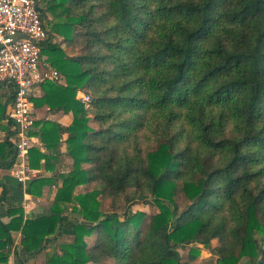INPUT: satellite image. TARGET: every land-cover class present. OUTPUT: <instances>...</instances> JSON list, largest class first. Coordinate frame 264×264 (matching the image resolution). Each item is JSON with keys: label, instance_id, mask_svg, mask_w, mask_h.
Masks as SVG:
<instances>
[{"label": "trees", "instance_id": "obj_1", "mask_svg": "<svg viewBox=\"0 0 264 264\" xmlns=\"http://www.w3.org/2000/svg\"><path fill=\"white\" fill-rule=\"evenodd\" d=\"M45 5L41 15L52 20L43 53L62 79L43 82L44 94L32 100L73 120L67 127L35 122L31 134L46 151L30 147V167L54 173L30 179L26 189L36 197L45 186L58 189L49 212L36 217L25 219L14 206L5 223L0 204V263L9 261L12 232L22 229L28 252L72 237L50 249L44 264H185L178 247L208 248L215 239L216 264H264V0ZM79 91L91 95L89 106ZM0 109V168H11L17 128ZM64 132L72 166L61 173ZM127 190L159 212L132 204L102 211L100 197L114 201ZM8 194L0 180V203ZM70 204L73 214H65ZM15 254V264H26Z\"/></svg>", "mask_w": 264, "mask_h": 264}, {"label": "built area", "instance_id": "obj_2", "mask_svg": "<svg viewBox=\"0 0 264 264\" xmlns=\"http://www.w3.org/2000/svg\"><path fill=\"white\" fill-rule=\"evenodd\" d=\"M40 0H0V87L12 85L8 117L17 128L12 143L17 159L13 176L25 183L34 175L28 151L33 146L37 116L33 97L46 80L61 81L60 72L43 53V43L50 37L49 18L40 12ZM77 98L88 106L90 96L79 91Z\"/></svg>", "mask_w": 264, "mask_h": 264}, {"label": "crops", "instance_id": "obj_3", "mask_svg": "<svg viewBox=\"0 0 264 264\" xmlns=\"http://www.w3.org/2000/svg\"><path fill=\"white\" fill-rule=\"evenodd\" d=\"M12 90L13 87L10 84H7L6 87H2V88L0 87V105L5 108L6 112H8L11 106ZM43 94L44 92L41 87L40 89L37 90V94L35 97H41ZM48 110L49 108L47 106L35 107L37 120L48 118L57 121L63 127H67L68 125L71 124L73 120L72 113H64L62 111L52 112L50 110L48 112ZM1 111L2 110L0 109V113ZM46 113H48V115ZM2 124L3 126H0V141L3 140L6 133V129L4 126L6 124V121L3 120ZM67 137H68L67 132H64L62 134L61 145H60V151L63 154L61 155V159L56 163V169L59 170V172L61 173L68 172L72 166L71 159L66 153ZM10 140L12 141V137L10 138ZM33 146H36L43 151H46L39 135H35V141L33 143ZM64 160L66 162H64ZM66 163L69 164L66 165ZM34 170L35 173L33 176L30 177V179L39 175L51 176L54 173L53 171L45 170L44 167H42L41 169H34ZM30 179L27 180L25 183H19L12 174V167L0 168V180L7 185L9 191L7 199L0 203L1 211H2V219L5 223H8L12 219V216L9 215L8 212L9 208L14 206H21L20 202L22 201V198L25 199V201H23V204L21 206L24 209L25 219L30 217H36L39 213L49 212V209L45 205L38 206L36 202L37 201L46 202L47 196H49L50 199L53 198L54 197L53 195H55L57 192L56 191L57 185L53 184V185H48L46 188L44 187L43 194L40 197H36L31 195L26 189L27 183L30 181ZM65 236L71 237L69 235H65ZM12 237H13V244L11 248V254L9 256V261L6 264H15L17 258L15 254L16 249L19 251L20 256L23 258L26 264H44L46 262L47 252L52 248V246H54L57 243L59 239L58 238L50 242L45 249L39 252L36 251L28 252L21 245L23 239L22 229L14 230L12 232ZM0 264H4V263H0Z\"/></svg>", "mask_w": 264, "mask_h": 264}, {"label": "rangeland", "instance_id": "obj_4", "mask_svg": "<svg viewBox=\"0 0 264 264\" xmlns=\"http://www.w3.org/2000/svg\"><path fill=\"white\" fill-rule=\"evenodd\" d=\"M40 4L42 6V8H44L45 5V0H40ZM48 14V18L49 20H52V14L49 12ZM49 28H50V32H51V27H50V21H49ZM54 38L56 41L60 42L63 46H65L68 54L70 56H73V50H71V47H68L67 43L62 41V37L59 36L58 34H54ZM86 93V92H85ZM87 95L90 96V101L92 100V97L90 94L87 93ZM90 101H88V106ZM47 106V105H44ZM42 106V107H44ZM34 107H36L34 105ZM48 107V106H47ZM49 108V107H48ZM49 112V110H48ZM48 115V113H46ZM46 116V115H45ZM64 162H66L64 160ZM69 162V161H68ZM69 163H66V165ZM47 186H45L46 188ZM95 187L94 183L91 184H85V185H80L78 187H76L74 194H79V193H84V192H88L90 190H92ZM58 187L56 186V191H57ZM56 195V194H55ZM55 195H53L54 197L50 199L49 196H47L46 198V202H41V201H37L36 204L38 206L41 205H45L48 209L51 207ZM101 209L102 211H104L105 214H107L108 212H112V211H118V212H122L127 205L132 204V209L133 210H143L145 212H147L148 214H155L159 212V208L157 206H155L152 203H147L144 200H134V195L132 193L131 190H127V192L123 195H121L119 198H117L116 200H112L111 198H101ZM177 200L179 201L181 207L184 206V197L182 195H179L177 197ZM23 201H25L24 198H22V203L20 202V205L22 206ZM65 214H73L72 211V204L69 205L68 210L65 212ZM58 241L57 243L52 246H58L60 243H64V242H69L71 241L72 237H67L65 235H61L58 237ZM219 245V242L215 239L212 241V244L210 247H205L202 244L199 243H187L184 244L180 247L177 248L180 256H181V260L183 263L185 264H216V260H217V254H216V250L217 247ZM51 248V249H52ZM198 250V252H194V250Z\"/></svg>", "mask_w": 264, "mask_h": 264}]
</instances>
